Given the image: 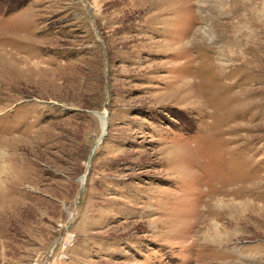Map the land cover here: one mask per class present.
<instances>
[{"label": "rangeland", "instance_id": "rangeland-1", "mask_svg": "<svg viewBox=\"0 0 264 264\" xmlns=\"http://www.w3.org/2000/svg\"><path fill=\"white\" fill-rule=\"evenodd\" d=\"M44 257L264 264V0H0V264Z\"/></svg>", "mask_w": 264, "mask_h": 264}, {"label": "bare ground", "instance_id": "bare-ground-1", "mask_svg": "<svg viewBox=\"0 0 264 264\" xmlns=\"http://www.w3.org/2000/svg\"><path fill=\"white\" fill-rule=\"evenodd\" d=\"M101 117V116H100ZM104 118V117H103ZM103 122H102V132H103V136L105 137L106 136V131H107V122L105 121V119H101ZM101 142V140H100ZM96 150V149H95ZM87 175V174H86ZM86 175H84L82 178H81V183L82 185H84L86 183Z\"/></svg>", "mask_w": 264, "mask_h": 264}, {"label": "built area", "instance_id": "built-area-1", "mask_svg": "<svg viewBox=\"0 0 264 264\" xmlns=\"http://www.w3.org/2000/svg\"><path fill=\"white\" fill-rule=\"evenodd\" d=\"M34 264H51V262L47 257H44L43 259L39 260L38 262Z\"/></svg>", "mask_w": 264, "mask_h": 264}]
</instances>
